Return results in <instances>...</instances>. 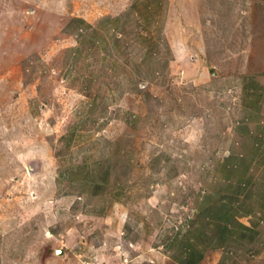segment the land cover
I'll use <instances>...</instances> for the list:
<instances>
[{
  "label": "rangeland",
  "instance_id": "rangeland-1",
  "mask_svg": "<svg viewBox=\"0 0 264 264\" xmlns=\"http://www.w3.org/2000/svg\"><path fill=\"white\" fill-rule=\"evenodd\" d=\"M261 122L264 0H0V264H178L210 208L257 226Z\"/></svg>",
  "mask_w": 264,
  "mask_h": 264
},
{
  "label": "crops",
  "instance_id": "crops-1",
  "mask_svg": "<svg viewBox=\"0 0 264 264\" xmlns=\"http://www.w3.org/2000/svg\"><path fill=\"white\" fill-rule=\"evenodd\" d=\"M262 123L258 130H263ZM255 142V146L264 143V133L259 134ZM220 208H210L212 211L208 214L213 215L214 220H203L199 231L184 239L186 247L189 246V255L178 257V264H264V218L252 219L257 225L253 226L237 216L242 212L229 207ZM251 239L259 240L255 248H250ZM239 242H246L245 246L249 244L246 251L231 247Z\"/></svg>",
  "mask_w": 264,
  "mask_h": 264
},
{
  "label": "water",
  "instance_id": "water-1",
  "mask_svg": "<svg viewBox=\"0 0 264 264\" xmlns=\"http://www.w3.org/2000/svg\"><path fill=\"white\" fill-rule=\"evenodd\" d=\"M53 251H54V253L57 254V255H60V254L63 253L62 248H57V249H54Z\"/></svg>",
  "mask_w": 264,
  "mask_h": 264
},
{
  "label": "trees",
  "instance_id": "trees-1",
  "mask_svg": "<svg viewBox=\"0 0 264 264\" xmlns=\"http://www.w3.org/2000/svg\"><path fill=\"white\" fill-rule=\"evenodd\" d=\"M116 164H117V163H113L112 165L110 164V166H108V167H109V168H108V170H109L108 172H110L111 167L114 166V165H116ZM106 173H107V171H106ZM104 174H105V172H104Z\"/></svg>",
  "mask_w": 264,
  "mask_h": 264
}]
</instances>
